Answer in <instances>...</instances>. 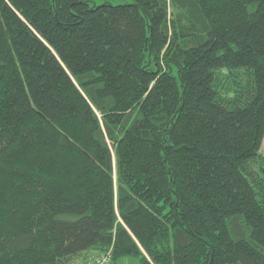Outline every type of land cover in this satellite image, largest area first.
Segmentation results:
<instances>
[{"label": "trees", "instance_id": "obj_1", "mask_svg": "<svg viewBox=\"0 0 264 264\" xmlns=\"http://www.w3.org/2000/svg\"><path fill=\"white\" fill-rule=\"evenodd\" d=\"M264 0H0V264H264Z\"/></svg>", "mask_w": 264, "mask_h": 264}, {"label": "rangeland", "instance_id": "obj_2", "mask_svg": "<svg viewBox=\"0 0 264 264\" xmlns=\"http://www.w3.org/2000/svg\"><path fill=\"white\" fill-rule=\"evenodd\" d=\"M97 4H100L103 2V0H95ZM131 0H108L111 4H124V3H130ZM261 153L264 156V139L261 144ZM95 253L86 251L83 253L82 256H78L75 258L70 264H86L87 262H90L91 259L95 256ZM90 260V261H89ZM117 264H138V261L132 258H120L117 261Z\"/></svg>", "mask_w": 264, "mask_h": 264}, {"label": "built area", "instance_id": "obj_3", "mask_svg": "<svg viewBox=\"0 0 264 264\" xmlns=\"http://www.w3.org/2000/svg\"><path fill=\"white\" fill-rule=\"evenodd\" d=\"M110 253H103L101 255L94 256L90 262L86 264H111Z\"/></svg>", "mask_w": 264, "mask_h": 264}]
</instances>
